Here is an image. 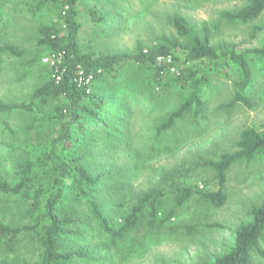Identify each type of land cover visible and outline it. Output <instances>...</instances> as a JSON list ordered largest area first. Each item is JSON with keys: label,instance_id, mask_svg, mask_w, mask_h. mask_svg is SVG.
Segmentation results:
<instances>
[{"label": "rangeland", "instance_id": "obj_1", "mask_svg": "<svg viewBox=\"0 0 264 264\" xmlns=\"http://www.w3.org/2000/svg\"><path fill=\"white\" fill-rule=\"evenodd\" d=\"M246 0H86L101 12L99 23L81 13L78 44L84 52L133 53L137 44L151 47L161 37H175L166 17L177 13L196 29L207 28L214 41L224 40L254 46L250 39L255 27L264 22L261 16L253 22L226 23L221 11L240 7ZM16 0H0V46L10 45L14 53L0 58V103L26 104L47 78L51 67L45 59L51 55L38 45V21L12 9ZM53 19V16L48 17ZM47 21V17L45 19ZM197 64V63H196ZM196 64L190 66H196ZM253 90L247 103L231 104L239 73L229 69L212 77L205 92L206 108L198 119L187 115L173 128L159 135L157 127L186 98L177 88L155 85L148 73L135 64L122 69L118 86L112 87L104 77L89 93L106 98L101 113L107 126L93 124L78 148L82 161L93 174L111 173L107 188H101L98 201L112 223L120 224L122 209L129 205L123 198L126 189L132 194L150 188L167 192L162 217L173 206L171 192L188 186L198 192L219 188L215 174L203 166L233 152L240 133L248 128L264 132V68H253ZM57 102L50 100L35 106L31 112L17 111L0 115V175L9 183L18 180V167L38 157L54 134L52 116ZM225 203L219 208L191 198L167 222L177 226L176 234L162 231L146 234L143 246L132 256L115 255V251L98 238L96 226L81 204L83 246L89 257L75 264H209L226 253L234 242V230L249 221L253 206L264 204V157L250 162L234 163L222 186ZM128 201V203H127ZM122 203L123 207H119ZM24 204L14 198H0V224L21 226L29 222ZM264 253V235L259 240ZM41 250L29 236H24L16 252L0 249V263H34ZM252 264H264V254L254 253Z\"/></svg>", "mask_w": 264, "mask_h": 264}, {"label": "trees", "instance_id": "obj_2", "mask_svg": "<svg viewBox=\"0 0 264 264\" xmlns=\"http://www.w3.org/2000/svg\"><path fill=\"white\" fill-rule=\"evenodd\" d=\"M10 8H19L38 21V45L54 57V64L46 80L34 89L28 103H0V115L31 112L33 107L43 106L50 100L57 105L52 116L54 134L42 153L19 165L15 183L7 182L0 175V198H14L23 203V214L29 219L21 226L0 224V249L16 252L24 236H29L41 250L39 260L32 264H75L89 257L90 252L79 245L86 232L79 229L83 215L81 204H84L87 217L96 226L98 238L103 239L115 255L132 256L142 248L146 234L157 236L162 231L176 234L180 228L167 226V222L191 198L197 197L215 208L223 206L222 186L230 167L234 163L264 157V132L245 129L233 152L203 163L214 172L219 185L217 191L202 193L188 186L175 187L169 194L173 206L162 217L167 192L156 187L134 195L126 189L123 198H127L129 205L122 208L125 214L121 223H112L97 200L101 188H107L111 173L93 174L82 162V152L78 151L93 124L107 126L101 116L106 98L92 91L88 93V89H93V84L104 77L110 78L112 87L118 86L123 67L135 64L148 73L155 85L163 84L166 88L185 92L186 98L179 107L157 127V135L170 130L187 115L200 118L206 108L205 92L212 77L229 69L239 73L231 104L247 103L254 85L253 68L259 71L264 68V22L250 35L255 45L243 47V44L224 40L214 41L207 28L198 30L181 15L171 13L166 20L175 37L163 36L151 47L139 43L130 54H109L84 52L78 44L81 13L86 11L95 23L103 19L98 7L86 0H16ZM51 16L53 19L48 20ZM220 16L228 24L253 22L264 16V0H246L238 8L221 11ZM5 53H14L13 47L0 46V58ZM166 56L171 57V64L156 62L157 57ZM193 64L196 66H190ZM88 78H91L90 84L86 82ZM249 216L248 222L235 228L230 249L209 264H252L254 253L264 254L258 245L264 235V204L253 206Z\"/></svg>", "mask_w": 264, "mask_h": 264}, {"label": "built area", "instance_id": "obj_3", "mask_svg": "<svg viewBox=\"0 0 264 264\" xmlns=\"http://www.w3.org/2000/svg\"><path fill=\"white\" fill-rule=\"evenodd\" d=\"M45 62H49L51 64V67H52V65L54 64V57L51 55V59H45ZM156 62L158 64H161V63L171 64L172 63V59H171L170 56L157 57L156 58ZM175 70H176L175 68L171 69L172 72H175ZM86 82L90 84L91 83V78H88ZM89 90H90V88L88 89V93H89Z\"/></svg>", "mask_w": 264, "mask_h": 264}]
</instances>
